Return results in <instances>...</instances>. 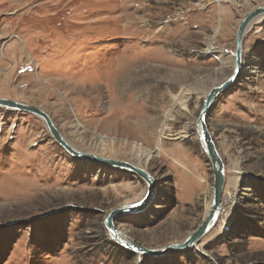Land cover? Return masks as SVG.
Returning <instances> with one entry per match:
<instances>
[{"label": "rangeland", "instance_id": "1", "mask_svg": "<svg viewBox=\"0 0 264 264\" xmlns=\"http://www.w3.org/2000/svg\"><path fill=\"white\" fill-rule=\"evenodd\" d=\"M259 4L0 0V96L44 109L83 150L145 166L156 194L117 226L150 248L183 241L213 196L195 124L207 90L232 71L241 18ZM243 59L208 118L226 164L225 211L193 248L158 257L104 226L144 196L141 177L73 157L37 116L0 107V264H264V18ZM143 148L152 155L139 161Z\"/></svg>", "mask_w": 264, "mask_h": 264}, {"label": "water", "instance_id": "2", "mask_svg": "<svg viewBox=\"0 0 264 264\" xmlns=\"http://www.w3.org/2000/svg\"><path fill=\"white\" fill-rule=\"evenodd\" d=\"M264 17V4H259L252 10L248 11L240 20L236 32V48L233 53V66L231 73L219 82L214 83L208 90L203 106L197 118L195 128L203 148L209 161L212 164L214 185L212 209L208 212L206 219L192 232L187 238L180 242H173L168 245L150 248L138 244L130 235L121 230L116 219L132 213L145 211L148 205L153 200L158 187V181L153 174L145 167L129 161L121 160L114 157H108L93 152L83 150L74 145L64 134L53 120L51 114L37 105L27 103L21 100L0 96V107L16 111L29 112L43 121L46 128L50 132L53 139L63 147V149L76 158L93 162L96 164L112 167L120 170L128 171L141 177L147 184V190L144 196L137 202L118 206L109 211L104 219V226L107 229L110 239L117 244L131 250L132 252L148 257L163 256L171 251H185L197 245L211 229L216 225L219 219L220 211L223 208V193L226 184V164L224 162L221 151L218 148L217 142L211 132L208 118L209 114L216 102L218 96L230 89L237 81L243 68V55L245 48V37L249 29L257 23L259 18Z\"/></svg>", "mask_w": 264, "mask_h": 264}, {"label": "bare ground", "instance_id": "3", "mask_svg": "<svg viewBox=\"0 0 264 264\" xmlns=\"http://www.w3.org/2000/svg\"><path fill=\"white\" fill-rule=\"evenodd\" d=\"M264 18V17H263ZM259 19H262V18H259ZM258 19V20H259ZM257 20V21H258ZM232 66H233V64H232ZM198 89V88H197ZM209 90V89H208ZM208 90H207V92H208ZM186 91H190V89H188V88H183V91L182 92H186ZM180 97H181V95H180ZM179 97V98H180ZM137 145H140V144H137ZM136 145V146H137ZM141 146V145H140ZM151 155H152V151L151 150H149V149H145V148H143V150H141L138 154H137V156L139 157L138 159H139V161L141 160V159H143V158H145L146 160H149V158L151 157ZM139 164V163H138ZM140 166H143V165H141V164H139ZM143 167H145V166H143ZM212 193H213V191H212ZM227 197V196H226ZM212 198H213V196H212ZM227 200H230L229 198L227 199ZM125 205V204H124ZM209 209H212V202L209 204ZM210 211V210H209ZM221 215H222V213L220 212V217H221ZM219 217V218H220ZM218 220V219H217ZM219 221V220H218ZM218 221H217V223H218ZM216 223V224H217ZM216 226V225H215ZM214 226V227H215ZM213 227V228H214ZM212 228V229H213ZM211 229V230H212Z\"/></svg>", "mask_w": 264, "mask_h": 264}, {"label": "built area", "instance_id": "4", "mask_svg": "<svg viewBox=\"0 0 264 264\" xmlns=\"http://www.w3.org/2000/svg\"><path fill=\"white\" fill-rule=\"evenodd\" d=\"M230 2H231L232 4H234L235 7L240 8V7H242V6H240V5H242V4L244 3V0H230ZM225 198H226V196H225ZM224 208H226V206H225V207L223 206V208H222L223 211H225Z\"/></svg>", "mask_w": 264, "mask_h": 264}]
</instances>
